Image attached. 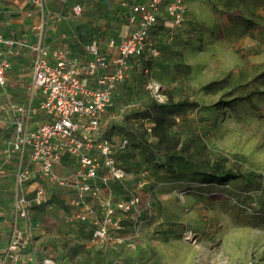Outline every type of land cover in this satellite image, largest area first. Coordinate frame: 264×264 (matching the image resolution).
Returning <instances> with one entry per match:
<instances>
[{"label": "rangeland", "instance_id": "obj_1", "mask_svg": "<svg viewBox=\"0 0 264 264\" xmlns=\"http://www.w3.org/2000/svg\"><path fill=\"white\" fill-rule=\"evenodd\" d=\"M81 3L83 18L111 30L113 11L101 14L95 0ZM185 5L180 27L163 32L160 25L153 31L151 39L165 51L148 71L130 70L103 122L105 129L123 124L128 113L154 105L163 119L148 121L155 160L140 156L142 164L126 186L110 189L114 202L139 197L142 226L133 235V222L124 219L116 235L125 245L109 247L119 250L118 264L129 259L137 264H264V180L258 187L238 177L264 176V35L236 17L264 24V0H185ZM109 34L115 41L119 36ZM188 101L199 107L184 112L176 107ZM166 161L172 169L162 166ZM72 169L66 163L60 172L68 175ZM49 191L45 187L42 204L27 208L22 227L32 244L58 264H82L103 245L91 239L88 224L74 219L71 194L50 198ZM49 200L63 205H45Z\"/></svg>", "mask_w": 264, "mask_h": 264}, {"label": "built area", "instance_id": "obj_2", "mask_svg": "<svg viewBox=\"0 0 264 264\" xmlns=\"http://www.w3.org/2000/svg\"><path fill=\"white\" fill-rule=\"evenodd\" d=\"M32 3L40 15L39 23L33 27L39 34V42L27 45L0 36V45L10 48L18 45L35 52L31 88L41 95L39 108L24 104L10 106L18 118L9 143V150L20 158L18 185L24 187L37 181L69 192L73 217L90 224L92 240L103 246L125 245V240L116 235L123 229V220L133 222V235H136L144 216L136 195L116 202L102 197L103 184L114 181L125 185L131 175L120 159L129 147V140L112 142L104 138L103 122L118 86L132 69V60L144 54L152 58L159 56L151 39L154 29L160 23L169 30L181 26L186 13L185 0H139L131 6L129 24L135 26L134 31L119 42L110 40L109 52L102 50L97 42L91 43L88 57L76 56L68 47L51 49L43 45L46 0H32ZM83 12L81 4L72 8L76 17ZM10 68L9 57H2L0 86L6 85ZM40 111L44 119L31 126L32 117ZM147 128L151 132L149 124ZM66 163L73 164L68 175L60 172ZM144 186L140 183V187ZM44 197L41 186L33 200L19 198L16 203L19 218L25 219L27 208L34 203L42 204ZM30 239L16 220L0 264H58L53 258L38 254Z\"/></svg>", "mask_w": 264, "mask_h": 264}, {"label": "crops", "instance_id": "obj_3", "mask_svg": "<svg viewBox=\"0 0 264 264\" xmlns=\"http://www.w3.org/2000/svg\"><path fill=\"white\" fill-rule=\"evenodd\" d=\"M95 1L97 5L107 3L113 11L123 8V4L127 6L129 0ZM75 4L83 5L85 11V5L81 3V0H46L47 26L41 39L43 45L51 49L68 47L74 55L88 57L87 49L91 43L97 42L102 50L109 52L108 43L110 40H115L110 37V32L119 35L116 39L119 42L135 29V26L128 22L125 23L126 21L120 22L119 18H115L110 30L107 26H98L95 19L87 21L82 17L83 14L76 17L72 13ZM39 21L40 15L32 0H0V36L27 45H36L40 37L33 27ZM158 32L161 38L162 32ZM105 46L106 50L103 49ZM6 56L11 61V68L7 71L6 85L0 86V256L7 249L16 220H20L16 212V203L19 198L25 197L31 200V196L34 198L36 190L41 186L44 190L45 187L50 190V198L61 197L64 191L37 181L28 182L24 187L18 185L17 174L20 170V158L18 154L9 150V143L15 133L18 118L10 110V106L24 104L39 108L41 95L31 88L35 52L28 47L17 45L10 48L2 44L0 45V60ZM43 119V113L40 111L32 117L31 126H37ZM110 182L119 185L118 182ZM107 184L108 182L103 186L102 197L106 201H112V191ZM107 192L110 194H106ZM21 220L19 227L23 229ZM88 225L90 228V224ZM32 247L38 254L48 256L44 249L34 245Z\"/></svg>", "mask_w": 264, "mask_h": 264}, {"label": "trees", "instance_id": "obj_4", "mask_svg": "<svg viewBox=\"0 0 264 264\" xmlns=\"http://www.w3.org/2000/svg\"><path fill=\"white\" fill-rule=\"evenodd\" d=\"M138 1L139 0H129L127 6H124L123 8H120V9L113 10V14H115L116 18L120 19V22L126 21L125 23L127 22L129 23V19L132 13L131 6L137 3ZM96 8L101 14H104V15H106L111 9V7L108 6L107 3L98 4ZM236 17L239 19V21L242 24H244L252 32H256L261 35H264V24H261L245 16L236 15ZM161 30L163 32L171 31L164 27ZM152 42H154L156 48L158 49L159 56L156 58H152L148 54H144L143 56L139 58H134L132 60V68L137 66L146 72L150 68V64L160 58L161 52L165 50H163V47L159 46V44H157L156 41L152 40ZM76 56H79V55H76ZM176 107L182 112H184L187 108L195 109L199 107V105L196 102L188 101V102L177 104ZM160 110L161 108L159 106L154 105L145 110L132 111L125 116V121L123 124H113L109 126L107 129H105L104 138L112 142H115V141L111 139V137L118 136V135H123L124 138L129 140V147L127 148V151L120 156V159L123 161L126 169L129 172L136 171L137 166L142 164V159L140 158V156L144 158L146 156L149 160L150 159L155 160L156 154H154L152 144L149 140L150 131L147 128V124H149L148 121H151V120H163L162 118H160V116H158V114L160 113ZM177 145H178V141L176 140L173 142L171 147L175 148ZM136 150L139 153H137ZM162 166L172 169L168 161L162 164ZM238 177H241L242 179L246 180L249 183H254L258 187L262 186V181L264 180V176L262 174H242ZM105 185L106 184H103L102 186H105ZM107 185L110 187L111 190L114 191V187L117 184H113L109 182ZM50 204L63 205V202L49 200L47 204L45 205H50ZM171 225L179 230L184 229V225L181 223H172ZM120 261L121 259H120L119 250L116 249V250L111 251L109 245H106V246H103V248L95 252H92L90 256L86 258L82 264H118V262ZM122 262L124 264H137L133 259L123 260Z\"/></svg>", "mask_w": 264, "mask_h": 264}]
</instances>
